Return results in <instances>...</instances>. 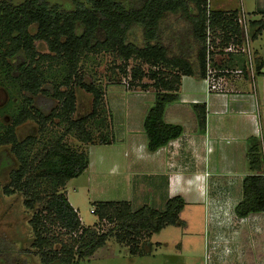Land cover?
Here are the masks:
<instances>
[{
    "label": "trees",
    "instance_id": "1",
    "mask_svg": "<svg viewBox=\"0 0 264 264\" xmlns=\"http://www.w3.org/2000/svg\"><path fill=\"white\" fill-rule=\"evenodd\" d=\"M207 3V0L127 3L71 0L70 5L63 7L47 0H0V86L12 96L8 101L11 110L9 105L4 109L8 123L0 121V171H8L9 175V183L2 190L6 195L24 192L23 203L28 209L34 204L41 205L29 220L33 234L30 247L40 264H77L105 245L110 237L127 244L129 253L136 254L139 245L151 234L166 225L179 224L178 214L184 201L173 196L163 210L146 205L133 210L127 201H99L93 208L98 223L83 226L63 190L67 181L87 169L89 146L112 142L105 90L83 79L82 57L111 53L121 61L118 70L122 76H129V85L147 87L142 83L145 76L152 81L154 102L144 117L143 131L147 151L155 152L183 134V127L166 123L163 114L167 104L179 98L182 76L204 78L206 30L224 45L241 40L238 11L211 9ZM258 13L261 14L258 20L248 21L252 39L264 31V11ZM171 15L175 16L173 23L184 24L187 33V37L176 40V51L160 42ZM36 42H42L47 52H39ZM233 57L230 55V59ZM129 61L136 63L127 69ZM143 64L149 66L147 72ZM53 66L57 74L52 71ZM261 67L260 60L255 59L256 71ZM110 78L113 83H121L116 73ZM76 87L92 97L90 112L79 118H74ZM12 92L17 93V98ZM40 99L54 104L45 110L38 104ZM194 107L199 130L203 132L205 108ZM93 119L99 126L108 124L107 129L94 134L89 128ZM28 121L36 123L41 133L48 124L65 125L64 133L73 134L82 148L70 149L60 136L38 152L36 159L28 161L27 153L36 142L37 131L22 137L16 132L17 127ZM245 156L248 174L242 180L241 199L234 208L239 218L264 212L262 139L249 137ZM42 183L48 190L41 187ZM100 222L110 227L102 230ZM10 248L2 241L0 261L11 260Z\"/></svg>",
    "mask_w": 264,
    "mask_h": 264
},
{
    "label": "rangeland",
    "instance_id": "2",
    "mask_svg": "<svg viewBox=\"0 0 264 264\" xmlns=\"http://www.w3.org/2000/svg\"><path fill=\"white\" fill-rule=\"evenodd\" d=\"M47 1L63 7L71 3V0ZM122 1L127 3L128 0ZM212 1L214 0H207V5L209 6L210 3L213 6ZM243 1L245 9L238 8L236 10L243 13L249 20H252V18L249 17L248 12L256 11L258 13L264 9L263 0H259L260 4L258 1L256 5L254 0ZM210 8L212 9V7ZM167 20L169 26H165L167 28L161 35L160 42L171 45L172 50L176 51V40L179 37L182 39L187 37L186 29L182 23L176 25L173 23L175 20L174 15L168 16ZM249 45L251 53L253 52L252 56L254 55V49L259 52L264 51V34L253 41L251 40ZM36 47L39 52H47L46 46L42 42H36ZM120 63L121 61L111 53L89 54L82 57L80 71L83 73L85 81L94 83L101 90H105V98L111 110L112 129V142L106 145H111L110 147L119 151L122 156L126 143L122 133L131 124L132 117L135 114L129 108L139 102L141 103V98H133L132 94L149 90L152 92L150 95L154 97L155 91L150 86L152 81L147 76L142 79V83L148 85L147 87H142L141 84L129 85V76H122L118 70ZM135 63L129 61L127 69ZM142 68L144 72H147L149 66L143 64ZM51 69L54 71L55 67L53 66ZM54 72L57 74V71ZM112 73H116L121 83L111 82ZM12 94L16 95L17 98L16 92H12ZM75 94L76 112L74 118H79L90 112L92 97L89 93L77 87L75 88ZM9 99H12V96L4 86H0V110L3 111L0 114V121L5 120V123H8L9 118L7 119V117L9 116L4 109L7 105H9L8 109L11 110L12 108L8 102ZM38 104L46 110L52 107L54 103L46 99H40ZM104 114L108 119L106 116L107 110ZM107 125L104 123V126H99L94 119L89 121V128L94 134L107 129ZM37 129L36 123L28 121L17 127L16 132L22 137L28 132H36ZM64 131L65 125L56 122L48 124L42 133L37 131L36 142L27 153L28 161L36 159L38 152L60 136L63 137L64 143L70 149L82 148V145L77 142L73 134H65ZM236 134L238 135V133ZM220 143L225 146H232L240 143V141L229 134L221 139ZM100 146H103V148ZM97 147V151H101L102 158H105L104 163H98V166L94 167L90 166L80 177H76L77 179L71 180L64 186V191H66L64 193H67L68 200L72 204L70 205L78 212L84 226H92L98 223L96 215L91 213V209L99 201H127L133 210L145 205L163 210L169 198L179 196L183 199L184 205L178 214L179 224L166 225L159 232L151 234L144 240V243L139 245V251L136 254L129 253L127 244L110 237L105 245L98 248L90 257L79 260L77 264H241L240 254L245 258V263L256 264L254 259L256 256L258 257V254L261 255V250L264 252V241L261 240L262 248L257 251L255 248L256 242H253L255 236L252 235L251 231L245 233L243 229H238V236L242 238L238 240L230 229L221 231L219 227L218 229L215 228L213 220L218 213L215 212L214 215L210 216L211 208L209 209L207 205L212 199H220V195L224 196L229 193L235 196V191L241 193V184L245 175L238 173L237 165H233L237 169V174L233 175H206L203 171H201L204 173L202 175H189L190 173L184 170L175 173L168 165L159 173H148L146 175L145 171L142 170L145 167L141 166L140 168L138 165L129 171L122 170L121 174H118V172L109 168L111 166L110 159L114 154L112 153L111 156L110 153L105 151L107 149L105 145H97ZM149 166L146 165V168H150ZM242 166L246 167V164L243 163ZM8 183V171H0V244L3 241L5 246L10 245L11 247V260L9 262L0 261V264H40L37 255L33 253L34 250L30 247L33 234L29 220L41 208V205L34 204L33 208H26L23 203L26 196L22 191H15L10 195L4 194L2 188ZM41 187L48 190L45 183H42ZM99 224L102 225V230L110 227L101 222ZM54 231L58 232V230ZM261 238L263 239L264 235Z\"/></svg>",
    "mask_w": 264,
    "mask_h": 264
},
{
    "label": "crops",
    "instance_id": "3",
    "mask_svg": "<svg viewBox=\"0 0 264 264\" xmlns=\"http://www.w3.org/2000/svg\"><path fill=\"white\" fill-rule=\"evenodd\" d=\"M254 1H256L254 2L256 5L259 0ZM212 4L213 6L209 3V7L215 10L245 9L243 0H214ZM260 11H264V9ZM248 13L252 20L261 17V14L256 11ZM263 34L264 31L254 39ZM254 39L251 38L252 41ZM253 51L254 57L262 63V67L256 73L253 81L248 77H225L222 82V87L225 90L223 93H206L203 78L199 79L190 75L181 77L178 88L179 98L167 104L163 119L166 123L181 125L183 134L155 152L147 151L146 136L142 128L144 117L154 102V97L150 95L152 92L149 90L144 91L145 94H143L144 92L132 94L133 98H141V103L139 102L129 108L135 114L131 124L122 133L126 140L122 156L119 151L110 147L111 145H105L107 148L105 151L111 156L112 153L114 154L110 159L111 166L109 168L121 174L122 170L129 171L139 165L140 168L141 166L145 167L142 170L147 175L148 173H159L168 165L175 173L184 170L188 171L189 175H202L203 172L206 175H233L237 174V169L233 165H237L238 173L247 175L245 156L247 139L254 136L264 142V51L259 52L257 49ZM217 62L219 66H242L244 57L238 55L232 59L230 56L219 57ZM105 101L111 112L106 98ZM194 105H203L205 108V129L203 132L199 130ZM229 134L233 135L234 139L240 143L232 146H225L220 143L221 139ZM100 147L103 148V146ZM97 148V145L88 147L89 164L87 169L90 166H98V163L105 161V158H102L100 154L101 151H97ZM118 157H120L119 160H117ZM211 163H213L212 166ZM243 163L246 164V167L242 166ZM146 165H150V168H146ZM77 178H72L67 183ZM234 193L235 196L229 193L224 196L219 194L220 199H212L211 204L207 203L208 208H211L210 216L214 215L215 212L218 213L213 220L214 226L217 229L219 227L221 231L230 229L238 240L242 239L241 236H238V229H243L245 233L251 231L252 235L255 236V240H253L254 243L256 242L255 248L260 251L262 248L261 240L264 241V238H261L264 235V212L249 214L244 218L237 217L234 208L241 199L242 187L241 193L238 191ZM239 260L241 264H247L242 254L239 255ZM255 261L256 264H264V252L262 250L261 255L258 254V257L256 256L254 259Z\"/></svg>",
    "mask_w": 264,
    "mask_h": 264
},
{
    "label": "built area",
    "instance_id": "4",
    "mask_svg": "<svg viewBox=\"0 0 264 264\" xmlns=\"http://www.w3.org/2000/svg\"><path fill=\"white\" fill-rule=\"evenodd\" d=\"M209 8V6H208ZM248 21L243 13L238 12L237 22L241 29V40L238 43L229 42L224 45L218 37H213L209 30H206L205 38V76L203 82L205 84L206 93H223V78L248 77L253 81L256 75L255 60L253 52L250 50L251 37L249 34ZM224 52L225 54H219ZM242 56L244 63L242 66H219L217 63L219 57ZM218 56V57H217ZM217 57V58H216ZM93 213V208L91 209Z\"/></svg>",
    "mask_w": 264,
    "mask_h": 264
}]
</instances>
